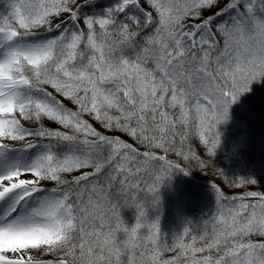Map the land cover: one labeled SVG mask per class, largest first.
I'll return each instance as SVG.
<instances>
[{"label":"snow or ice","instance_id":"6c2138e0","mask_svg":"<svg viewBox=\"0 0 264 264\" xmlns=\"http://www.w3.org/2000/svg\"><path fill=\"white\" fill-rule=\"evenodd\" d=\"M261 79L264 0H0V264H264V189L213 160ZM194 170L215 211L168 243L147 209Z\"/></svg>","mask_w":264,"mask_h":264},{"label":"trees","instance_id":"16d2710c","mask_svg":"<svg viewBox=\"0 0 264 264\" xmlns=\"http://www.w3.org/2000/svg\"><path fill=\"white\" fill-rule=\"evenodd\" d=\"M110 2L111 0H103L101 6ZM218 130L221 133V144L213 158L214 164L230 178L252 176L264 189V125L229 119L227 123L220 125ZM198 172L201 177L196 182L187 175L183 177L181 174L176 178L177 201L171 198V191H174L169 189L170 179H166L159 189V204L155 208L147 209L150 221L159 218L161 236L168 243H171L174 237L181 235L185 227L198 232L203 221L215 211V195L210 182L213 177ZM175 175L176 172L172 176ZM217 182L219 183L218 180ZM244 190H233L226 186L224 188L227 195L242 194ZM247 190H259V188L254 186ZM139 197L151 199L145 193H140ZM120 211L127 226H133L136 221V209L121 207ZM120 236L122 237L123 234Z\"/></svg>","mask_w":264,"mask_h":264},{"label":"rangeland","instance_id":"374dc122","mask_svg":"<svg viewBox=\"0 0 264 264\" xmlns=\"http://www.w3.org/2000/svg\"><path fill=\"white\" fill-rule=\"evenodd\" d=\"M230 119L264 125V79H261L259 82L254 81L251 85V91L241 96L240 100L231 107ZM125 139H127V137ZM181 174L183 177L186 176L183 172L176 171V175L171 176L170 179L171 187L169 189L174 191H171V198L173 201H177L178 191H176L175 188L178 181H176V178H179ZM187 176H190V179L194 182L199 181L201 177L198 170H194Z\"/></svg>","mask_w":264,"mask_h":264}]
</instances>
